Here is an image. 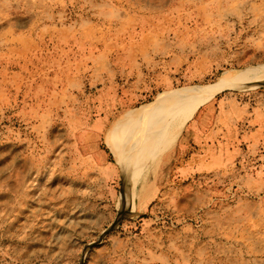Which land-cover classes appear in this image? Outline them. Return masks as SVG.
I'll use <instances>...</instances> for the list:
<instances>
[{"label": "rangeland", "instance_id": "1", "mask_svg": "<svg viewBox=\"0 0 264 264\" xmlns=\"http://www.w3.org/2000/svg\"><path fill=\"white\" fill-rule=\"evenodd\" d=\"M260 63L264 0H0V264H264V78L165 111Z\"/></svg>", "mask_w": 264, "mask_h": 264}, {"label": "bare ground", "instance_id": "2", "mask_svg": "<svg viewBox=\"0 0 264 264\" xmlns=\"http://www.w3.org/2000/svg\"><path fill=\"white\" fill-rule=\"evenodd\" d=\"M260 78H264V63L224 71L212 84L191 85L172 91V98L169 99L165 111L174 117L171 122H174L175 127L181 126L202 104L222 89L233 88L240 84L255 85Z\"/></svg>", "mask_w": 264, "mask_h": 264}]
</instances>
